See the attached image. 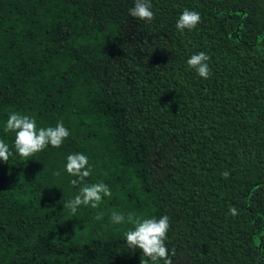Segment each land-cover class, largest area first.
<instances>
[{"label": "trees", "instance_id": "1", "mask_svg": "<svg viewBox=\"0 0 264 264\" xmlns=\"http://www.w3.org/2000/svg\"><path fill=\"white\" fill-rule=\"evenodd\" d=\"M132 6L0 0V139L13 153L0 161V264H141L113 211L168 215L173 263L264 264V0H152L151 22ZM185 8L201 22L180 32ZM200 51L208 79L186 64ZM11 112L70 135L24 160L3 131ZM76 152L84 183L112 196L72 216Z\"/></svg>", "mask_w": 264, "mask_h": 264}, {"label": "clouds", "instance_id": "2", "mask_svg": "<svg viewBox=\"0 0 264 264\" xmlns=\"http://www.w3.org/2000/svg\"><path fill=\"white\" fill-rule=\"evenodd\" d=\"M134 6L128 9V13L137 20L151 22L155 18V13L152 11V0H133ZM201 22V16L198 11L185 8L176 22V28L180 32L185 29L191 31ZM210 57L203 51L191 55L187 61V67L193 69L196 74L208 79L211 75L208 61ZM3 131L5 133H14V148L16 153L24 159L28 160L36 153L42 152L49 145L53 148H59L64 141L69 137V129L64 126L63 121H58L54 127H37V121L34 117L19 112H11L5 122ZM13 155L9 145L0 139V161L8 162ZM67 173L76 177L70 181L71 185H83L80 187L79 194L73 199L66 201L64 208L69 209L72 216H75L80 206H91L98 208L105 196L111 197L112 192L110 187L104 182L93 184L84 183L86 178L91 175L92 169L89 166V158L80 152H76L67 156L65 165ZM54 175L59 176L60 172L56 171ZM224 179H228L230 172L225 170L221 173ZM229 214L232 216L238 215L236 207H230ZM94 219H103V213H98ZM113 224H131L133 227L124 232V238L129 248L142 250L143 256L147 260L141 261V264H157L158 261H163L164 264H173L169 255L165 241L170 225L168 215H163L159 218H145L134 213H124L113 211L110 216ZM175 255V252H172Z\"/></svg>", "mask_w": 264, "mask_h": 264}, {"label": "rangeland", "instance_id": "3", "mask_svg": "<svg viewBox=\"0 0 264 264\" xmlns=\"http://www.w3.org/2000/svg\"><path fill=\"white\" fill-rule=\"evenodd\" d=\"M260 47L262 48V50H264V38L260 42ZM173 264H185V259L180 254L179 256H177Z\"/></svg>", "mask_w": 264, "mask_h": 264}]
</instances>
